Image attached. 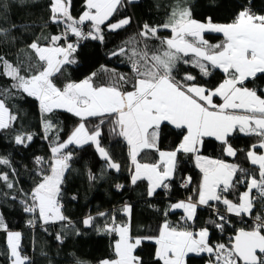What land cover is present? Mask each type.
Listing matches in <instances>:
<instances>
[{
    "label": "snow or ice",
    "instance_id": "1",
    "mask_svg": "<svg viewBox=\"0 0 264 264\" xmlns=\"http://www.w3.org/2000/svg\"><path fill=\"white\" fill-rule=\"evenodd\" d=\"M134 0H84V10L78 19L70 13V0H52L50 11L54 23L65 25L63 35L50 37V44L40 45L34 41L29 48L34 51L37 61L36 71L29 67L27 74H21L19 66H13L0 57V75L12 80L11 89H16L39 102L45 139L51 143V159L36 157L35 162L41 166L38 175L40 181L30 193L21 200L25 213L38 212V219L43 224L65 221L59 203L61 185L65 174L70 170L73 153L65 151L70 145L83 147L95 145L96 152L106 162L108 169L120 170L108 152L100 146V125L90 131L85 121L93 117L111 118L112 131L124 138L129 147V157L134 171L131 183L146 180L147 194L153 196L157 189L170 190L178 163V154H190L195 166L199 169L201 180L198 185V196L195 200L189 196L187 200L178 201L171 209H182L183 226H172L167 221L160 227L159 235L154 238L157 245L155 257L162 264H184L188 253L197 255L207 253L209 264H264V214L254 216L250 228L235 229L228 243L212 244L210 230L202 227L198 231L189 229L190 222L196 219L199 206L214 209V217L207 221L223 233L232 223L230 217L253 216L256 203L264 204V95L257 89L246 86L250 79L264 75V14L254 13L251 7H242L230 23H213L209 17L206 23L192 17L189 8H174L166 22L157 26L145 23L137 34L139 38H130L125 45H131L129 61L131 77L117 75L113 71L114 82L96 86L92 73L79 82H68L57 87L53 77L62 71L66 64H74L73 54L77 53L80 41H104L105 26L109 32L124 29L132 23L131 17H124L110 22L120 7L131 4ZM250 3V0H249ZM0 4V9L6 8ZM88 22L86 33L80 27ZM14 27V25H13ZM167 30L169 36L161 37L159 32ZM9 29L0 28V35L7 38ZM71 33L77 42H66L60 46L57 42ZM206 33L222 34L219 43H209ZM148 40L159 41V47L149 53ZM143 43L144 47H139ZM128 54L127 47H120L113 56ZM190 65L198 70V75L185 71L178 78L179 66ZM214 70L224 74V79L214 87L200 83L199 78H209ZM130 84V90H124ZM0 95H11L5 90ZM219 98V103L216 102ZM55 109H61L79 118L80 122L66 140L61 141L55 124L47 119V115ZM17 117L12 115L5 101L0 99V129H9ZM100 123H104L101 119ZM171 125L180 130L182 139L173 149L164 151L159 148L163 126ZM239 131L245 135H255L258 143L253 144L246 152V159L256 166V174L235 163H227L221 159H212L200 154L205 138H214L220 142L225 156L235 157L237 150L229 143V137ZM56 132L55 136L50 133ZM32 134H17L16 144L32 141ZM144 150H154L158 159L154 163H140L138 157ZM6 158H0V165H8ZM47 164V171L43 165ZM89 179L95 176L89 174ZM0 180L11 189L8 175L0 173ZM192 183L191 177L185 178L181 187L187 188ZM238 185L245 190L234 202L226 194ZM123 185H116L117 190ZM255 193V194H253ZM15 199V197H13ZM75 199V197H73ZM30 200V202H29ZM214 202V203H213ZM223 205L221 211L218 205ZM130 215L131 207L122 209ZM167 214V213H166ZM103 217L106 214L98 213ZM94 218L89 215L82 223L92 226ZM35 220H29L34 224ZM0 230L7 233L6 243L11 264H29V257L20 252L21 233L8 231L3 217L0 216ZM107 234L115 233L119 239L115 241V259H105L100 264H144L135 255L141 238L133 240L130 228L126 223H116L115 216L110 224L98 228ZM57 240H62L58 234ZM153 239V238H149ZM76 264H81L79 260Z\"/></svg>",
    "mask_w": 264,
    "mask_h": 264
},
{
    "label": "trees",
    "instance_id": "2",
    "mask_svg": "<svg viewBox=\"0 0 264 264\" xmlns=\"http://www.w3.org/2000/svg\"><path fill=\"white\" fill-rule=\"evenodd\" d=\"M52 0H0V4L7 7L0 9V28L9 29L7 38L0 35V57H3L13 66L21 68V74H27L25 69L29 67L36 71L37 64L35 53L29 45L36 41L40 45L50 44V37L63 35L65 25L54 23L51 20ZM189 8L193 19L206 23L211 18L213 23L226 24L232 22L235 15L242 7H251L257 14H264V0H136L131 4L120 7L117 13L110 18V22H117L121 18L131 17L132 23L124 29L109 32L105 26H101L104 32V41L82 40L77 53L73 56L77 61L74 64H66L62 71L52 79L57 87H63L68 82H79L92 73H96L93 82L96 86L107 85L114 82L113 71L117 75L131 77V64L129 61L131 45L126 46L125 41L138 37L143 24L150 26L161 25L166 22L168 15L176 7ZM84 10V0H70V13L78 19ZM14 25V27H13ZM86 33L90 25L80 26ZM161 37L170 35L167 30L159 32ZM205 39L209 43H219L223 37L221 34L206 33ZM66 42L76 43L77 38L68 33L67 41L62 39L57 42L60 46H66ZM148 51L151 53L159 47V41L148 40ZM120 47H127L128 54L113 56L112 53ZM143 48V43L139 44ZM3 69L0 67V72ZM192 72L198 75V70L190 65L179 66L178 78L184 72ZM224 79V74L214 70L209 78H199L200 83H206L208 87L218 85ZM12 80L0 75V93L10 90L11 95H0L5 101L9 112L17 119L11 123L9 129H0V158H6L8 165H0V173L8 175V180L14 187L9 189L6 183L0 180V216L3 217L8 231L20 232V252L29 257V264H98L101 261L114 258L113 243L115 233L107 234L98 231L106 223L112 222L115 216L116 223H126L130 228V237L136 238L155 237L159 234L161 224L166 220L173 221L183 226L177 211H170V206L175 201L187 200L189 196L193 200L197 198L198 185L201 173L195 166L194 158L190 154H178L177 169L174 179L170 181V190L159 188L152 197L147 194L148 183L146 180L138 181L133 185L130 180L131 163L128 156V148L124 139L112 131L111 118L93 117L85 121L87 128L95 130L100 125V146L103 147L111 159L120 165V170L108 169L106 162L100 158L95 150V145L89 143L83 147L70 145L65 151L72 152L71 168L65 174L61 185L59 203L62 206V214L67 220L43 224L38 219V212L25 213V194L30 193L33 187L40 181L38 172L41 166L35 162L36 157H44L46 161L51 159V143L45 139L42 116L39 102L33 97L11 89ZM246 86L257 89L258 94L264 95V75L256 79H250ZM130 87L125 85L124 89ZM47 119L56 126L60 140H66L70 133L80 122L79 118L61 109H55L48 114ZM101 119L104 123H100ZM56 132L50 133L55 136ZM17 134H32V141L25 144H16ZM182 139L180 130L171 125L163 126L159 148L161 150H173ZM255 135H245L234 132L229 137V143L237 150L235 157L225 156L221 150L220 142L214 138H205L200 154L212 159H221L225 162L235 163L242 168L256 174V166L246 159V152L251 145L258 143ZM263 151V150H260ZM158 159V153L153 150H144L138 157L141 163H154ZM47 171V164L43 165ZM95 179H89V174ZM191 177L192 183L187 188L181 187L185 178ZM123 185L117 190L116 185ZM245 190V186L238 185L232 192L226 194L234 202L238 201L239 194ZM15 197V199H13ZM75 197V199H73ZM30 202V200H29ZM214 203V202H213ZM125 205L131 207L130 215L125 216L122 209ZM223 211L224 206L218 205ZM214 209L208 206H199L194 222H190L189 228L198 231L202 227L210 230L212 244L228 243L235 229L250 228L256 214H264V204L256 203L253 216H231L232 221L221 233L218 229L207 224L213 215ZM106 215L101 217L98 213ZM167 213V214H166ZM91 215L94 220L92 226H85L82 221ZM29 220H35L29 224ZM172 223V222H171ZM60 235L62 240H57ZM7 233L0 230V264H11L10 254L6 243ZM141 244L136 248L135 255L139 256L144 264H158L155 257L156 244L153 241L141 239ZM209 255H188L185 264H206ZM162 264V262H159Z\"/></svg>",
    "mask_w": 264,
    "mask_h": 264
},
{
    "label": "crops",
    "instance_id": "3",
    "mask_svg": "<svg viewBox=\"0 0 264 264\" xmlns=\"http://www.w3.org/2000/svg\"><path fill=\"white\" fill-rule=\"evenodd\" d=\"M85 23H87V24H89L88 22H85ZM222 35V34H221ZM223 37V36H222ZM124 90H130V87L129 88H127V89H124ZM216 102L217 103H219L220 101H219V98H216ZM237 133H239V134H243V133H240L238 130L236 131ZM123 138V137H122ZM124 139V138H123ZM124 142H126L125 140H124ZM126 144H127V142H126ZM127 148H128V156H129V147H128V145H127ZM154 151V150H153ZM165 151V150H164ZM205 157H207V156H205ZM210 158V157H209ZM129 160H130V162L129 163H131V173H130V180H131V174H132V172L134 171V166L132 165V162H131V159H130V157H129ZM139 161V160H138ZM141 163V162H140ZM227 163H229V162H227ZM147 183V182H146ZM158 190V189H157ZM156 190V191H157ZM156 193V192H155ZM198 196V195H197ZM152 197V196H151ZM177 201H175V202H173V203H176ZM172 203V204H173ZM171 204V205H172ZM170 211H177L178 212V214L180 215V216H183L184 215V213H183V210L182 209H175V210H172L171 209V206H170V209H169ZM125 216H128V215H125ZM170 225H172V226H174V227H176V226H180V225H178L177 223H175V222H173V221H168V220H166ZM165 221V222H166ZM56 222H60V221H56ZM164 222V223H165ZM172 222V223H171ZM163 223V224H164ZM163 224H161V226L163 225ZM190 229V228H189ZM191 230V229H190ZM116 235V234H115ZM159 235V234H158ZM158 235H156L155 237H157ZM155 237H146V238H141V239H143V240H149V241H153V242H155V240H154V238ZM116 239L114 240V243H113V250H114V244H115V241L117 240V239H119V237L116 235V237H115ZM149 238H153V239H149ZM135 240V239H134ZM156 248H157V245H156ZM191 254H195L196 255V253H188L185 257H184V264H185V260H186V257L188 256V255H191ZM205 254H207V253H205ZM208 255V254H207ZM112 259H115V253H114V258H112ZM111 259V260H112ZM98 264H100V263H98Z\"/></svg>",
    "mask_w": 264,
    "mask_h": 264
},
{
    "label": "rangeland",
    "instance_id": "4",
    "mask_svg": "<svg viewBox=\"0 0 264 264\" xmlns=\"http://www.w3.org/2000/svg\"><path fill=\"white\" fill-rule=\"evenodd\" d=\"M135 2H136V0H134ZM264 151V150H263ZM148 237V236H147ZM203 254H205V253H203ZM191 255H195V254H191ZM196 256H198L197 254H196ZM206 264H209V261L206 263Z\"/></svg>",
    "mask_w": 264,
    "mask_h": 264
},
{
    "label": "built area",
    "instance_id": "5",
    "mask_svg": "<svg viewBox=\"0 0 264 264\" xmlns=\"http://www.w3.org/2000/svg\"><path fill=\"white\" fill-rule=\"evenodd\" d=\"M253 194H255V193H253ZM213 212H214V211H213ZM178 220H179V221H182L181 218H179ZM252 221H253V220H252Z\"/></svg>",
    "mask_w": 264,
    "mask_h": 264
}]
</instances>
